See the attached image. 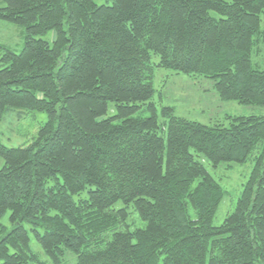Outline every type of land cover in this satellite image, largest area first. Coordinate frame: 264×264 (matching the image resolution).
I'll list each match as a JSON object with an SVG mask.
<instances>
[{"label":"trees","instance_id":"1","mask_svg":"<svg viewBox=\"0 0 264 264\" xmlns=\"http://www.w3.org/2000/svg\"><path fill=\"white\" fill-rule=\"evenodd\" d=\"M108 1L0 0V21L26 33L19 53L0 46V121L9 110L48 118L30 143H0V228L7 212L11 224L0 264H48L24 223L52 264L65 251L75 264H264V117L209 127L162 107L165 142L152 85L154 68L168 69L264 107V70L250 62L264 0ZM47 33L51 43L35 38ZM199 156L253 162L219 226L226 192ZM129 211L142 227L131 230Z\"/></svg>","mask_w":264,"mask_h":264},{"label":"rangeland","instance_id":"2","mask_svg":"<svg viewBox=\"0 0 264 264\" xmlns=\"http://www.w3.org/2000/svg\"><path fill=\"white\" fill-rule=\"evenodd\" d=\"M96 5H109L108 0H92ZM2 4H0V7ZM260 30L264 32V15H261ZM25 30L21 26L0 21V46H3L15 53H19L24 45ZM49 43L53 40V34L47 33L41 37ZM152 64L158 62V57L151 58ZM251 66L254 69L264 70V42H258L254 47L250 58ZM154 89L153 102L156 106L157 121L160 126L159 136L166 142L167 118L161 116V108L172 109L175 117L199 123L204 126L229 125L227 117H264V107L253 105H241L236 101H223L219 98L215 88L214 80L198 76L177 74L168 69L154 68L152 79ZM146 115V114H144ZM47 114L39 111L9 110L0 121V143L6 148H18L32 141L36 136L38 127L47 121ZM199 161L211 177L217 181L226 192L222 202L219 204L214 215L212 225L219 226L226 216L234 209L244 185L253 168V162L220 163L216 167L202 156L195 158ZM4 162L0 157V169ZM123 206L121 202L116 208ZM128 223L131 230L142 227L136 215L129 211ZM24 228L29 237V249L41 262L52 264L44 254L31 226L24 223ZM0 239L11 230L9 223V212L1 220ZM41 234L42 230L38 229ZM65 264H75V255L65 251L61 257ZM1 263V261H0ZM28 264H35L30 262Z\"/></svg>","mask_w":264,"mask_h":264}]
</instances>
